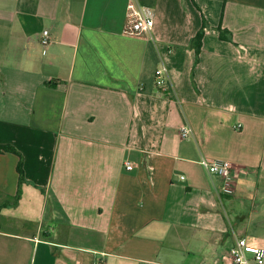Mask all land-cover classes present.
Returning a JSON list of instances; mask_svg holds the SVG:
<instances>
[{"label":"crops","instance_id":"0c3cea01","mask_svg":"<svg viewBox=\"0 0 264 264\" xmlns=\"http://www.w3.org/2000/svg\"><path fill=\"white\" fill-rule=\"evenodd\" d=\"M130 1L0 0V144L28 181L15 206L20 157L0 153V264H231L241 238L264 249V0H155L143 37L123 34ZM204 158L234 165L233 195Z\"/></svg>","mask_w":264,"mask_h":264},{"label":"built area","instance_id":"2783aa9c","mask_svg":"<svg viewBox=\"0 0 264 264\" xmlns=\"http://www.w3.org/2000/svg\"><path fill=\"white\" fill-rule=\"evenodd\" d=\"M155 25L154 11L152 8L141 5L138 0H131L127 9V20L123 29V34L130 37H143L149 34ZM41 46L46 49L52 43L51 34L48 30L42 33L40 38ZM167 73L166 67L160 68L156 72V85L160 88L167 86ZM181 138L189 140L192 137V129L189 126L181 128ZM200 164L213 175L220 176L224 179L223 192L226 195H233L234 190L232 187V174L234 165L221 159H202ZM127 171H132L134 166L130 162L125 163ZM184 179V177H182ZM231 264H249L251 261L257 264H264V249L255 247L249 244L246 238L237 240L236 245L230 251Z\"/></svg>","mask_w":264,"mask_h":264},{"label":"trees","instance_id":"16d2710c","mask_svg":"<svg viewBox=\"0 0 264 264\" xmlns=\"http://www.w3.org/2000/svg\"><path fill=\"white\" fill-rule=\"evenodd\" d=\"M139 2L144 5V6H153L155 4V0H139ZM150 7V6H149ZM219 32L221 39L227 42H233L232 39V34L228 30H224L222 26L219 27ZM204 37V31L202 30L196 38L192 41L191 47L195 50L196 53V63L199 61V56L201 53L202 49V41ZM49 87L53 86V83L50 82L48 83ZM2 152H13L19 155L20 157V162L18 165V172L20 175V180H19V191L18 194L15 197H12L11 199L13 200L14 205H18L19 201L21 200L22 197V188L24 185L28 184V181L25 178V170H24V157L23 155L18 152L13 146L10 145H1L0 144V153Z\"/></svg>","mask_w":264,"mask_h":264}]
</instances>
